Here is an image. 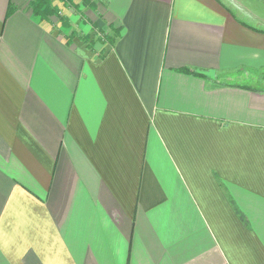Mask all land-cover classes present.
<instances>
[{
	"label": "crops",
	"instance_id": "0c3cea01",
	"mask_svg": "<svg viewBox=\"0 0 264 264\" xmlns=\"http://www.w3.org/2000/svg\"><path fill=\"white\" fill-rule=\"evenodd\" d=\"M65 1L0 0V264H264V0Z\"/></svg>",
	"mask_w": 264,
	"mask_h": 264
},
{
	"label": "trees",
	"instance_id": "16d2710c",
	"mask_svg": "<svg viewBox=\"0 0 264 264\" xmlns=\"http://www.w3.org/2000/svg\"><path fill=\"white\" fill-rule=\"evenodd\" d=\"M30 3L31 6L33 7L32 8L33 11L36 14L43 15L44 17L45 16L49 17L51 14H53V9H55L50 5L49 0H30ZM14 8H15L14 3L11 1L9 4L8 14H11ZM111 27L114 31L110 35L107 34L108 36L106 37V39H109L111 43L115 44L121 34V31L120 28H117L115 26H111ZM182 70L192 72L188 68H183Z\"/></svg>",
	"mask_w": 264,
	"mask_h": 264
},
{
	"label": "rangeland",
	"instance_id": "374dc122",
	"mask_svg": "<svg viewBox=\"0 0 264 264\" xmlns=\"http://www.w3.org/2000/svg\"><path fill=\"white\" fill-rule=\"evenodd\" d=\"M68 3L69 1L66 0L65 3ZM58 10V9H57ZM94 31L93 34H91L92 36H90V40L88 41H92L93 40V37L97 38L98 40H100L101 42H105V43H111V41L109 39H106V37L108 36L107 33L105 31H101V28L99 27H95V26H92V27H88V31L92 30ZM91 33V32H90ZM88 35V34H87ZM113 44V43H112Z\"/></svg>",
	"mask_w": 264,
	"mask_h": 264
}]
</instances>
